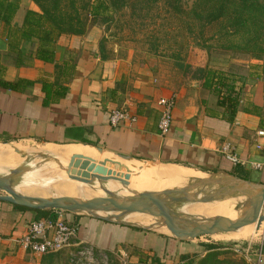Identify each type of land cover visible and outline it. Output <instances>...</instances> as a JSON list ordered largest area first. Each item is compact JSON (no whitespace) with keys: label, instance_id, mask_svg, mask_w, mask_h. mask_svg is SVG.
I'll return each mask as SVG.
<instances>
[{"label":"crops","instance_id":"1","mask_svg":"<svg viewBox=\"0 0 264 264\" xmlns=\"http://www.w3.org/2000/svg\"><path fill=\"white\" fill-rule=\"evenodd\" d=\"M6 1L19 6L10 22L4 21V12L0 16V141H31L59 149L71 146L60 156L63 159L97 152L86 146L90 145L102 148L105 155L121 157L116 155L119 153L141 158L121 157L126 160L162 165L152 162L155 160L177 171L233 174L239 168L250 173L251 180L264 181V168L254 170L249 165L263 160L257 145L264 144V136L258 133L264 130V77L249 79L243 86L232 117L227 105H220L218 97L197 80L182 85L174 81L157 54L107 56L100 47L97 29L82 35L55 32L48 40L43 34L26 38L27 11L38 7L33 0ZM172 96L171 125L162 135L158 128L163 110L160 100ZM116 109L128 110L135 120L112 125L110 115ZM226 142L248 164L234 165L221 151ZM62 176L77 181L76 177ZM24 178L35 180L39 176L27 173ZM211 179L201 178L200 182ZM20 183L15 189L26 192L27 187ZM45 184L64 191L58 183ZM119 186L114 182L105 188ZM34 191L30 196L50 198L49 193ZM58 216L76 226L74 244L123 251L126 256L129 252L130 261L142 259L144 254L152 263L156 258L162 264L177 263L182 255L197 260L210 251L205 245L158 231L68 211L48 209L40 213L0 200V264H51L48 254L32 252L20 239L32 221Z\"/></svg>","mask_w":264,"mask_h":264},{"label":"rangeland","instance_id":"2","mask_svg":"<svg viewBox=\"0 0 264 264\" xmlns=\"http://www.w3.org/2000/svg\"><path fill=\"white\" fill-rule=\"evenodd\" d=\"M51 1L52 5L58 2L60 5H63L62 7H64L68 13L78 16L85 21L84 31L97 29L99 39L105 48L107 56L124 58L129 55L142 57L148 53L157 54L164 61L163 65L167 73L174 78V81L179 82V85L186 82L190 83L192 80H195L192 77L193 69L200 64L209 63L210 66L216 69H229L239 74L247 75L250 70L249 65L259 62L257 59H253L247 54L227 53L220 50H213L212 54L208 55V53L198 45L199 42L204 41V38H202L200 34L199 24L192 22L189 15L178 10L177 7L179 6L177 0H130L122 6L114 4L112 0H107L109 8L102 15L96 17L89 15L87 0ZM205 39H207V34H205ZM188 64L191 65V68H188ZM0 142L9 143L6 141ZM12 144L11 147H6L10 148V154H12V156L17 153L16 151H19L23 154H30L38 159H41V156L45 154L60 157L66 154L68 150L72 149L71 146L62 149L50 146L47 147L41 143L31 141H17ZM82 154L85 155L81 156L84 159L70 156H65L64 159L69 163L72 162L80 167L90 169L92 171L91 177H93L92 173H94L102 177L115 176L126 181L124 184L113 178H109L110 181L106 179L100 181L96 177L90 179L95 180L104 187H108L114 184V182H119L120 185L129 186L133 189L135 185L145 180V178H152L159 183V181L166 176H173L179 173H190V171H177L171 169L155 160L152 162L162 165L126 160L113 155H105L98 151L92 154L88 153L87 155L84 153ZM16 155L21 154L17 153ZM12 156L4 157V160H8ZM111 156H113L112 159ZM1 162L3 163V161ZM140 164L145 165V172L148 173L138 174L139 167L136 165ZM24 166L26 165L17 164L15 165V169ZM50 167L59 174H64L56 164ZM122 167H124L127 172L119 171ZM26 174L27 173H23L22 176L25 177ZM208 174L212 175L213 172H208ZM6 175H9V173L0 174L1 177ZM244 175L248 176V178H250L249 180H251L250 173H244ZM200 179L201 178L191 180L187 182V184L182 182L174 183L172 187H185L192 182H200ZM204 180L205 179H203V181ZM19 181L22 186L27 187V191L24 192V194L27 195H31L36 185L39 184L33 183L26 185L22 179ZM15 185L19 186L16 183ZM84 188L85 186L82 187L77 184L73 192L79 195V192L85 190ZM203 190L206 191V189ZM0 193L6 192L0 190ZM176 195L180 197L183 194L177 192ZM186 203L191 204V202ZM54 210L60 212L65 211L58 209ZM175 213L179 214L180 212L177 210ZM139 220L140 219H135V221ZM187 241H194V243L202 245L208 243L218 244L219 248L215 250L216 254L214 255V260L208 261L207 264L264 263V227L257 230V222L247 224L235 231L222 232L215 235H204ZM54 254L55 256L51 264L156 263L155 260H153L152 263V260L150 261V258H146L144 254L141 255L142 259L136 257L130 261L129 258L131 254L129 252V256H126L123 251H105L88 243L74 244V241L71 245ZM199 259L200 258L197 260L195 259L193 264H200ZM160 264L162 263L160 262ZM166 264L176 263L171 261Z\"/></svg>","mask_w":264,"mask_h":264},{"label":"trees","instance_id":"3","mask_svg":"<svg viewBox=\"0 0 264 264\" xmlns=\"http://www.w3.org/2000/svg\"><path fill=\"white\" fill-rule=\"evenodd\" d=\"M130 0H112L118 6L125 5ZM178 10L189 15L192 22L199 24L203 42H199L208 55L213 50L227 53L247 54L259 62L249 65L247 75L239 74L229 69H216L210 64H200L193 69V79L200 85L209 89L218 97L220 105H227L229 114L233 117L243 93V86L250 79L264 77V0H177ZM38 10L27 11L24 26V36L30 38L33 35L43 34L42 38L48 40L56 32L58 34H85V21L80 17L68 13L63 5L58 2L52 5L51 0H33ZM89 15L96 17L102 15L108 8L107 0H87ZM18 4L11 1L0 2V16L4 12L3 19L10 22L15 15ZM46 29V27H48ZM207 34V39H205ZM217 38V39H216ZM216 39L215 41H213ZM211 42V43H210ZM100 47L104 49L103 44ZM183 66V63H182ZM191 68V65H187ZM3 83V82H2ZM239 83L242 86L238 87ZM239 177L249 179L239 168L233 173ZM264 182V181H260ZM20 208L28 207L17 205ZM40 213L47 210H37ZM205 246L210 250L199 259L200 264H207L214 260L215 250L218 244L208 243ZM50 261L54 253H47ZM195 256L182 255L176 264H193ZM155 264L161 260L156 258Z\"/></svg>","mask_w":264,"mask_h":264},{"label":"water","instance_id":"4","mask_svg":"<svg viewBox=\"0 0 264 264\" xmlns=\"http://www.w3.org/2000/svg\"><path fill=\"white\" fill-rule=\"evenodd\" d=\"M97 148L104 151L100 147ZM116 155L141 159L119 153H116ZM67 168L72 170L73 174L77 176H86L88 174L91 176L92 172L90 169L80 167L72 162L67 165ZM22 172L19 169H14L11 174L0 177V190L6 192L0 193V200L35 210L58 209L80 215H88L139 229L158 231L182 241L192 240L204 235L235 231L255 222H257V227L260 228L264 222V182L245 179L230 172H213L211 182H192L185 187L164 189L162 191L134 192L126 197H119L109 193L105 197H95L87 200L65 196L42 198L19 192L15 189L16 176H19ZM92 176L100 181L113 178L126 183L122 178L115 176L102 177L94 173H92ZM246 187L257 190V193L243 206L241 209L242 217L238 220H230L219 216L199 219V217L194 215L182 216L172 210L174 205L179 206L185 202H208ZM203 189H206V191ZM176 192L182 193L183 196L178 197ZM104 207L119 213L104 216L94 212L95 209ZM129 212L156 215L159 222L162 225H166L172 234H166L153 225L141 226L120 219L122 215Z\"/></svg>","mask_w":264,"mask_h":264},{"label":"bare ground","instance_id":"5","mask_svg":"<svg viewBox=\"0 0 264 264\" xmlns=\"http://www.w3.org/2000/svg\"><path fill=\"white\" fill-rule=\"evenodd\" d=\"M0 145H1L0 146V157H1L0 159L1 161H3V163L0 161V174H4V173L10 174V172L15 169V165L17 164L26 165L24 167L17 168L23 172L20 173L19 176H16L17 177L16 183L20 179H22V181H24L26 185H30L33 183H39L41 185L39 186L36 185V188H39V189L35 190L34 193H40L42 195H46L49 193L50 198L65 196V197H74V198H78L82 200H87V199H92L95 197H105L109 193H112L113 195L119 196V197H126L129 195H132L134 192L162 191L164 189H168L172 187L174 183L182 182V183L187 184V182L197 179V178H203V179L212 178L213 179V176L211 174H208L207 172H204L201 170H191L190 169V173H179L173 176H166L165 178L161 179L159 183L154 181V179L152 178L151 179L145 178L147 182L143 180L139 184L135 185L133 189L130 188L129 186H122L118 182L117 183L120 185L119 187L105 188L104 186L97 184L95 180L88 179L86 176H81V175L77 176L76 174H73L72 170L67 168V165L69 164V162L61 157L45 154L41 156V159H38L36 157H33L30 154H23L16 150L15 151L21 155H16L17 154L16 153L12 156V154H10V151H11L10 148H6V147H11L13 145L12 143H1L0 142ZM86 146L93 148L97 150L98 152H101V153L104 152V151L99 150L95 146H90V145H86ZM10 155L12 157H10L8 160H4V157H7V156L9 157ZM112 157L113 156H111V159ZM54 164H56L58 168L62 172H64V174L69 175L70 177H76L77 181L79 182L70 180L60 175L58 172L54 171L50 167ZM136 166L139 167L138 174L148 173V172H145L146 170L145 165L140 164ZM119 171L127 172V170L124 167H122L121 170ZM23 173L36 174L37 176H39V178L32 180L33 182L28 181L22 176ZM56 182L60 185L59 187L63 188L65 192L56 190L55 187L45 184V183H51L55 185L57 184ZM77 184L82 187L85 186L84 188L85 190H82L81 192H79L80 193L79 195L73 192L74 187ZM256 193H257V190L251 187L240 188L239 190H235L234 192L227 193L224 196H221L219 198H216L208 202H191V204L185 202L179 206L174 205L173 206L174 208H172V210L174 212L178 210L180 212L179 214H181L182 216L183 215H194V216L199 217V219L219 216V217H223V218L230 219V220H238L242 217L241 209L243 208V206L246 204V202L249 199L253 198L256 195ZM43 198H48V197H43ZM94 212L99 215H104V216L119 213V212L109 210V208L107 207L95 209ZM120 219L126 222L134 223L136 225H141V226L153 225L155 227H158L160 231L166 234H169V235L172 234V232L169 230V228L166 225H162L159 222L158 217L156 215H150V214H146L142 212H129V213L122 215ZM135 219H140V220L135 221ZM263 227H264V222L262 223L260 228L257 227V230H260Z\"/></svg>","mask_w":264,"mask_h":264},{"label":"built area","instance_id":"6","mask_svg":"<svg viewBox=\"0 0 264 264\" xmlns=\"http://www.w3.org/2000/svg\"><path fill=\"white\" fill-rule=\"evenodd\" d=\"M160 103L163 105V110L159 119L158 128L160 133L165 135L168 133L171 125L175 98L174 96L162 98ZM134 120L135 117L126 109L113 110L110 115V122L114 126H118L122 121L132 122ZM258 133L264 136V130H260ZM257 148L262 152L263 160L252 161L249 165L254 170H262L264 168V144H258ZM221 151L234 165L248 164L240 158L235 152V147L229 142L222 145ZM76 232V226L60 216L55 219H38L29 224L28 232L20 239V243L34 253H55L71 245L76 236Z\"/></svg>","mask_w":264,"mask_h":264}]
</instances>
